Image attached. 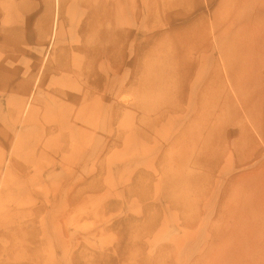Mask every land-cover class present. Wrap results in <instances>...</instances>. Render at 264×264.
<instances>
[{
  "label": "rangeland",
  "instance_id": "rangeland-1",
  "mask_svg": "<svg viewBox=\"0 0 264 264\" xmlns=\"http://www.w3.org/2000/svg\"><path fill=\"white\" fill-rule=\"evenodd\" d=\"M9 251L264 264V0H0Z\"/></svg>",
  "mask_w": 264,
  "mask_h": 264
},
{
  "label": "bare ground",
  "instance_id": "bare-ground-1",
  "mask_svg": "<svg viewBox=\"0 0 264 264\" xmlns=\"http://www.w3.org/2000/svg\"><path fill=\"white\" fill-rule=\"evenodd\" d=\"M58 2V1H57ZM242 5H244V4H242ZM244 7V6H243ZM56 12V11H55ZM260 13V12H259ZM55 16V15H54ZM54 21H56V20H54ZM55 24V23H54ZM56 25V24H55ZM54 27H56V26H54ZM172 63V62H171ZM174 63V62H173ZM172 63V64H173ZM4 248V247H3ZM1 252H3V251H1ZM6 252V251H5ZM4 252V253H5ZM9 257H7L8 259H7V263H4V264H13V261H11V260H16V258H17V254L16 253H12L11 251H9ZM3 258H4V256H2ZM0 259H1V257H0ZM2 261V260H1ZM4 262H5V260H3ZM14 263H15V261H14ZM17 263V262H16ZM0 264H2V263H0Z\"/></svg>",
  "mask_w": 264,
  "mask_h": 264
}]
</instances>
